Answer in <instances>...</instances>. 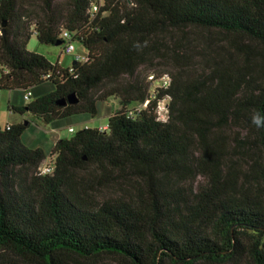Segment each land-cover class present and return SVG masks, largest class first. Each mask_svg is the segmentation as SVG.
I'll use <instances>...</instances> for the list:
<instances>
[{"label": "trees", "instance_id": "obj_1", "mask_svg": "<svg viewBox=\"0 0 264 264\" xmlns=\"http://www.w3.org/2000/svg\"><path fill=\"white\" fill-rule=\"evenodd\" d=\"M39 1L0 0V90L36 92L9 109L51 124L94 118L112 97L120 108L106 129L57 140L44 175L48 153L24 145L27 126L0 127V264H264V128L251 123L264 115V0ZM64 29L83 62L27 50L32 34L55 45ZM201 31L224 45L193 68L184 43ZM156 68L171 83L149 98Z\"/></svg>", "mask_w": 264, "mask_h": 264}, {"label": "rangeland", "instance_id": "obj_2", "mask_svg": "<svg viewBox=\"0 0 264 264\" xmlns=\"http://www.w3.org/2000/svg\"><path fill=\"white\" fill-rule=\"evenodd\" d=\"M30 3L35 4L36 6H39L40 1L39 0H30ZM34 5V6H35ZM190 39H186L184 46L186 49H188L187 52V65L192 66L193 68L198 67H204L207 63L210 64L214 62V59H216L219 55V53L222 51L221 47H223L224 43V37L221 34H216L214 32L208 33L207 31H201L197 34L190 33L189 34ZM167 40V39H166ZM174 42V41H173ZM173 42L170 40H167L166 44L167 46L173 47ZM65 46V43H62L60 45H52V44H43L40 43L37 39V37L32 34L29 42L27 44V50L41 54L45 56L52 64L60 62L63 66H71L76 57L81 56L84 54V47L79 42H75V50L69 54H66L63 51V48ZM256 61L257 65L264 66V57L258 56L254 59ZM185 62V59L182 61ZM204 65V66H203ZM170 69L162 68V69H152L148 71V77L146 81H149V76L153 74H162V73H168L170 75ZM150 88L152 87L151 83ZM11 91L8 90H0V93L2 95V98L0 99V127L5 128L6 125L14 123L19 120L20 114L10 112L9 109V101H8V95ZM19 103V102H18ZM111 106V107H110ZM119 100L116 97L109 98L105 101L99 102V114L96 117H90L87 115H84L86 118V123L89 125V127H99L103 125L108 124L109 116L111 113H114L115 111L119 110ZM30 119L27 118L26 120H33L35 123L39 125V128L35 129V136L37 139H39L41 132H44V128L47 127L45 123H42L41 121L37 120L32 114H30ZM69 119L65 120L64 123H69ZM72 123L70 124L71 127L74 128L75 132L82 129L84 127V124H80L74 121V119H71ZM32 121H30L31 124ZM49 129H51V125L48 126ZM107 128V127H106ZM105 128V129H106ZM47 130V128H46ZM75 132H69V127L66 126L65 128L60 129L59 133L62 134V137L69 138L74 135ZM45 133V132H44ZM231 136L238 137L237 131H231ZM46 137H49V133L45 134ZM244 136V134L241 133V137ZM26 139V138H25ZM23 139L22 142L24 145L28 148L34 147L33 144L27 140ZM56 139V138H55ZM239 149H237L238 151ZM48 152V156L46 160H44L41 164L46 165L49 163L52 159L51 155ZM237 154V152H236ZM202 177H197L195 180V184L202 182ZM129 187V188H127ZM131 184L129 182L127 183H119L113 187L105 186L102 190L103 195H117L121 193H127L130 191ZM126 191V192H123Z\"/></svg>", "mask_w": 264, "mask_h": 264}, {"label": "crops", "instance_id": "obj_3", "mask_svg": "<svg viewBox=\"0 0 264 264\" xmlns=\"http://www.w3.org/2000/svg\"><path fill=\"white\" fill-rule=\"evenodd\" d=\"M86 54V50H84V54L82 56H84ZM58 64L62 67V68H67L68 66H63L60 62H58ZM50 89V84L45 82L44 84L41 85V87L39 88L40 92H44ZM34 93L32 91V98L34 96ZM2 98V95L0 97V99ZM8 101L10 105H21L26 103L23 99V91L22 90H13L10 92V94L8 95ZM19 102V103H18ZM111 107V106H110ZM10 112L12 113V111L10 110ZM31 117L29 112H26L25 114L21 115L19 120L11 123V124H17V123H27V129L25 130L24 134H23V139L31 142L33 144V146L36 147H42L43 149H45V151L51 152V150L53 149L55 143L57 142V140H59L62 137V134L59 133L60 129L65 128L66 126H68L69 128H73L70 126V124L72 123L71 119H74L75 122L80 123V124H84V127H89V125H87L86 123V118L84 115H77V116H73L68 118L70 121L69 123H64L65 120H59L56 121L54 123L51 124H47L44 129V132L40 135L39 139H37L35 136H33L35 134V129L39 128V125L37 123H35L33 120H29ZM27 118H29L28 120H26ZM30 121L31 124H30ZM51 125V129L48 128V126ZM107 127V125H103V126H99L96 128H100V129H105ZM47 128V130H46ZM74 130V128H73ZM70 132V131H69ZM75 132V130L73 131ZM49 133V137H46L45 134ZM56 138V139H55ZM66 138V137H65Z\"/></svg>", "mask_w": 264, "mask_h": 264}, {"label": "built area", "instance_id": "obj_4", "mask_svg": "<svg viewBox=\"0 0 264 264\" xmlns=\"http://www.w3.org/2000/svg\"><path fill=\"white\" fill-rule=\"evenodd\" d=\"M97 11H98V5L96 3L92 4L91 12L95 13ZM61 38L63 39V43H65L63 51L66 54L73 52L75 50L74 43L76 42V41H74L73 33L67 29H64L61 32ZM85 59H86V54L84 56L81 55V56L76 57V60H78L80 62H83ZM149 82L152 85V87L150 88V97L149 98H154L158 92V89H161V88L165 89L170 85L171 78H170V75L168 73H164L160 77H156L155 75H150L149 76ZM0 97H1V93H0ZM31 98H32V91L31 90H27V91L23 92V99L25 102L30 101ZM149 98L145 102L140 104L137 109L146 108L149 101H150ZM157 113H158L160 119H162V120L167 119L168 105L166 103V100H161L158 103ZM69 131L73 132L74 130H73V128H69ZM53 169H54L53 162H49L46 165H42L39 167V174H42V175L50 174V173H52Z\"/></svg>", "mask_w": 264, "mask_h": 264}, {"label": "water", "instance_id": "obj_5", "mask_svg": "<svg viewBox=\"0 0 264 264\" xmlns=\"http://www.w3.org/2000/svg\"><path fill=\"white\" fill-rule=\"evenodd\" d=\"M2 26L5 27L6 24L3 23ZM2 32L4 33V30H3ZM62 43H63V42H56L55 44H56V45H60V44H62ZM74 63H75V62H73L72 64H74ZM77 101H78V100H77L76 96H75L74 94H71V95H69L68 97L59 100L58 105L73 104V103H76ZM24 124L27 125V123H24Z\"/></svg>", "mask_w": 264, "mask_h": 264}, {"label": "clouds", "instance_id": "obj_6", "mask_svg": "<svg viewBox=\"0 0 264 264\" xmlns=\"http://www.w3.org/2000/svg\"><path fill=\"white\" fill-rule=\"evenodd\" d=\"M251 123L256 126V128H264V115L259 111L253 113L251 117Z\"/></svg>", "mask_w": 264, "mask_h": 264}]
</instances>
